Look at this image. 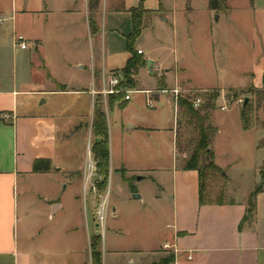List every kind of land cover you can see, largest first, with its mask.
<instances>
[{"label": "crops", "instance_id": "1", "mask_svg": "<svg viewBox=\"0 0 264 264\" xmlns=\"http://www.w3.org/2000/svg\"><path fill=\"white\" fill-rule=\"evenodd\" d=\"M88 1L11 0L8 7H0V20H3L0 23V34L3 32V23L11 20L14 45L17 36H23L31 44L30 49L21 50L28 52L22 64L31 74L26 75L28 78H19L16 62L7 66L0 58V264H88V241L87 250H82L81 259L76 261L64 259L65 255L59 251L35 250L26 245L20 247L17 241V222L24 220V240H34L33 230L29 229L27 221L54 220L63 210V204L53 192L42 186V182L49 180L53 183L59 175L64 174L72 180L78 179L79 185L83 186L85 161L79 155L77 143L79 138L85 139L88 127L92 134L96 99H103L106 116L121 111V127L115 133L111 121L109 127L107 117L109 175L113 170L124 169L127 172L130 168L127 151L124 152L123 148L121 153H115L114 140L117 134L124 138L131 133L149 135L157 130L145 124L138 112L139 108L149 109L146 95L136 94L142 97V104H139L132 101V97L129 101L118 100L113 95L106 97L101 93L103 76L121 75L129 58L126 48L120 52L110 49L108 33L117 31L118 20L128 22L131 32L130 11L137 8L142 0H100L96 16L99 27L97 34H93L90 28ZM143 6L153 14L148 29L155 25L171 26L174 36L178 35L180 27L184 31L181 47L174 45L167 57H154L152 51L146 55L144 50L135 45V49L142 52L144 60L153 63L152 73L147 65L139 73V76L146 75L148 83L157 81L161 86L173 87L180 81L199 90H220L219 96L223 90L245 89L249 86L264 89V0H254L251 5L255 27L249 65L244 70L234 66L227 71L216 66L214 42L210 46L212 59L208 62V69L199 61L198 45L195 35L193 37L196 0H145ZM228 7L229 11L221 14L220 20H232V9L242 8L238 4H233L234 8ZM18 17L25 27L19 34ZM50 27L54 35H60L55 37L58 41L56 45L60 46L63 38L61 41H68L69 47L79 51L73 62L64 63L68 79L56 74V67L45 51V34ZM88 37L93 47V57L90 59ZM34 59H37V65ZM33 73L36 74L35 81L29 79ZM211 73L217 80H214L216 83L213 85L197 81L198 78L208 80ZM237 78L241 80L240 86L220 88L218 85L219 80L224 82ZM155 89L156 86L139 90ZM161 97L162 94L153 95L158 103ZM5 113L12 116V121L2 119ZM88 115L91 117L89 125ZM124 122L128 125L127 129L124 128ZM93 138L95 142L98 140ZM214 156L215 164L222 171L226 169L219 164L216 153ZM180 157L181 160L186 159L185 155ZM36 161L47 162L49 172L34 173ZM148 161L142 171L152 170ZM183 166L182 160L179 167L169 172L172 216L167 227L171 231L169 241L162 247L167 246L171 250L168 253L174 255L173 264H264V182L257 188H262V191L254 199L252 221L242 226L248 216L247 197L250 193L238 199L223 200L222 204L200 206L199 174L194 170H184ZM158 171L163 177L167 174L164 169ZM126 182L132 193H136L133 183L130 180ZM159 184L163 192L166 191L164 184ZM76 199L81 208L79 213L83 216L81 199ZM140 200L145 201L144 196ZM35 236L39 242L45 239L41 237L40 231ZM150 251L154 253V250ZM156 260L153 255H147L146 251L125 255L114 249L110 253H103V264H152Z\"/></svg>", "mask_w": 264, "mask_h": 264}, {"label": "rangeland", "instance_id": "2", "mask_svg": "<svg viewBox=\"0 0 264 264\" xmlns=\"http://www.w3.org/2000/svg\"><path fill=\"white\" fill-rule=\"evenodd\" d=\"M10 1L2 0L0 7L3 5L8 7ZM253 3L254 0H231L230 4L228 3L230 7H233V4H238L242 8L235 9L233 7L235 9H232L233 18L226 21L219 19L220 13L215 14L209 9V0H196L197 12L194 14L193 37L195 35L199 61L205 65V69H208V62L212 59L210 50L212 42L216 45V66L218 69L227 71L236 66L237 69L244 70L249 65L254 43L255 25L251 13ZM1 29L3 32L1 31L0 34V58L7 66L16 62L19 78H28L26 75H31L30 72L26 71L27 68L22 67L24 57L28 55V52H23L14 45L13 22L11 20L4 22ZM35 29H37V24H35ZM116 29L117 31L108 33L109 46L110 49L120 52L125 50V37L123 36L130 32V24L118 20ZM24 30L25 27L18 17V34ZM48 31V33L45 32L47 38L45 51L48 59L54 63L56 74L68 79L69 74L64 69V63L73 62L79 51L69 47L68 41H61L63 38L60 40V46L56 45L58 41L55 37L58 38L60 35H54L51 32V27ZM183 37L184 31L181 27L178 35L174 36L171 26L155 25L153 28L143 31L136 42V48L144 50L146 55L152 51L151 55L154 57L161 55L167 57L174 45H177L178 48L181 47ZM91 57H93V47L88 37V59ZM34 60L37 65V59ZM35 75L33 73L29 79L35 81ZM146 78L145 74L132 77L137 87L135 90L156 86V91H166L165 94H162L155 109H138L143 122L157 130L149 135L131 133L125 135L124 138L118 137L117 134L114 140L115 153H121V149L124 148V152L127 151L126 156L130 168L127 172L124 169L113 170L109 175L108 188L102 194L108 208L105 226L97 230L99 221L95 217L93 195L86 179L89 152L95 143L88 127L85 139L79 138L77 143L79 155H82L85 161L83 186L79 185L78 179L72 180L64 174L57 175L58 177L53 183L49 180L42 182V186L46 187V190L57 196V200L63 204V210L55 216L54 220H28L29 229H32L34 234L32 241L24 240L22 232L24 220H18L17 241L20 247L26 245L35 250L59 251L65 255L64 259L76 261L82 257L80 252L87 250L88 241V264H91L90 239L99 233L102 237V262L103 253H110L114 249L125 255L146 251L147 255H153L157 259L156 263L168 257V252L171 250L162 246L169 241V232L171 231L167 227L172 216L169 172L174 167H179L181 161L184 162L190 156L193 149L191 140L195 137V133L186 126L185 121L181 118L180 111L176 118L174 116L173 103L176 98L174 91H180L179 97L191 96L193 103L199 100V107L203 103L199 95L212 91L195 89L180 81L176 82L173 87L161 86L157 81L148 83ZM214 80L216 79L213 73L209 75L208 80L197 79L200 84L208 86L216 83ZM240 84V78L224 82L219 80L218 83L220 88L240 86ZM256 89L249 86L245 89L221 91L217 107L210 113V122L217 130L212 135L210 148L214 154H217L219 164L226 168L218 175L212 190H210L213 200L222 196L224 200L229 201L250 193L247 197V201H249L252 193L264 182V96L257 97ZM213 91L219 93L220 90ZM195 95L198 96L193 98ZM131 97L132 101L142 104L140 95L132 94ZM246 100L250 106L251 129L253 128L248 131L243 130L240 118ZM222 106H225V109H222ZM123 107L121 106V108ZM120 115L121 111L118 110L114 114L111 112L108 115V125L110 127L111 121L114 133L117 128L121 127ZM90 118L88 115V125ZM178 118L181 120L179 125L177 124ZM124 128H128L126 122H124ZM177 143L181 145L182 153L185 154L186 159H180L183 154L179 155ZM147 160H149L147 163L152 170L142 171L145 169L144 165ZM160 169L167 171L165 177L158 171ZM123 179L130 180L137 192L133 194L129 183ZM160 182L164 184L166 191L163 192ZM141 196H144L145 201L140 200ZM77 197L81 199L83 216L79 213L81 208L76 202ZM35 199L38 200V197ZM39 231L41 237H45L42 242H39L40 240L35 236ZM150 250H154V253H151ZM119 258L121 259L122 256Z\"/></svg>", "mask_w": 264, "mask_h": 264}, {"label": "trees", "instance_id": "3", "mask_svg": "<svg viewBox=\"0 0 264 264\" xmlns=\"http://www.w3.org/2000/svg\"><path fill=\"white\" fill-rule=\"evenodd\" d=\"M130 11L132 29L130 34L125 36V48L129 54L125 68L121 71L124 81L118 87L122 90L121 93L113 95L118 100H125L126 91L135 90V81L132 77L138 76L141 69H144L147 62L144 60L142 54H139L135 49L136 42L141 37L144 30L148 29L152 23V12L144 9L143 2ZM229 0H209V9L216 13L227 14L229 11L228 7ZM100 0H89V24L93 34H97L99 27L97 25L96 16ZM125 77V78H124ZM257 97L264 96V90H255ZM195 95L193 98L197 97ZM203 103L199 108H194L193 100L191 96L187 98H179L178 107L181 118L185 121V124L194 133L195 137L191 140L193 149L190 156L184 160V170H194L199 174V195H200V206L211 205V204H222L224 199L222 196L216 200L212 199L211 191L213 185L216 182L218 175L222 173V170L215 164V156L211 150V138L212 135L217 132L216 128L210 122V113L215 110L216 102L219 98L217 91L203 93L199 95ZM241 123L244 131H248L252 127L251 123V110L249 104L243 106L241 110ZM177 124H180V119H177ZM93 136L98 139L92 146V154L97 164V170L99 175L102 177V182L98 185L99 192H104L108 188L109 179V137H108V126L107 116L104 110L103 99H96L94 121H93ZM179 155L183 154L181 145L177 143ZM182 156V155H181ZM180 158V157H179ZM181 159V158H180ZM50 167L45 161H36L33 167L34 173H47ZM262 191V188L255 190L252 193L250 200L248 201L249 209L248 216L243 220V224L252 221L254 211V199ZM102 237L99 234H95L90 239V251H91V264H103L102 262ZM174 255L169 254L165 260H161L158 263L152 264H173Z\"/></svg>", "mask_w": 264, "mask_h": 264}, {"label": "built area", "instance_id": "4", "mask_svg": "<svg viewBox=\"0 0 264 264\" xmlns=\"http://www.w3.org/2000/svg\"><path fill=\"white\" fill-rule=\"evenodd\" d=\"M2 22H3V20H0V23H2ZM15 45L17 47H19L21 50H28L31 48V44L23 36H17L16 37ZM138 53L142 54L141 51H138ZM123 81H124L123 76L119 75V74L109 75L107 77L103 76L102 91H101L102 95L107 97L110 95H116V94L121 93L122 90H119L118 87L122 84ZM140 93L147 96V98H146L147 107L149 109H155L158 102H157V100H155L153 98V95L165 94L166 91L128 90V91H126L125 100L129 101L131 99L132 94H140ZM174 93L176 95V98H175V101L173 103V112H174V116L176 118L178 116V112H179V107H178L179 98H182V97H179V93H180L179 90H175ZM199 104H200L199 100L197 102L193 103L194 108H196V107L199 108ZM222 109H225V107ZM2 119L5 121H12L13 118L9 113H5V114H3ZM86 173H87V177H86V174H85V177H86L87 182L90 186V190H91L92 195H93V203H94V206L96 209L95 217L98 219L97 221H99V224L97 225V230H98V228L105 226V222H106L105 219L107 216L108 208H107V203L105 202V199L102 196V194H104V192L101 193V192H99V189H98V185L102 182V177L98 173L97 164H96L94 156L92 154V147H91V151L89 152V158H88V163H87V167H86ZM166 248H167V246H166Z\"/></svg>", "mask_w": 264, "mask_h": 264}, {"label": "water", "instance_id": "5", "mask_svg": "<svg viewBox=\"0 0 264 264\" xmlns=\"http://www.w3.org/2000/svg\"><path fill=\"white\" fill-rule=\"evenodd\" d=\"M152 67H153V63H152V61L148 60V61H147V68H148L149 72H151V73H152ZM247 104H248V100L245 101L244 107H245ZM139 180H140V178H139Z\"/></svg>", "mask_w": 264, "mask_h": 264}]
</instances>
